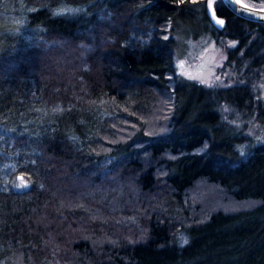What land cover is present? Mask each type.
<instances>
[{
  "label": "trees",
  "instance_id": "trees-1",
  "mask_svg": "<svg viewBox=\"0 0 264 264\" xmlns=\"http://www.w3.org/2000/svg\"><path fill=\"white\" fill-rule=\"evenodd\" d=\"M205 3L0 0V264H264V137L216 102L264 106L175 66L181 25L263 66L264 21Z\"/></svg>",
  "mask_w": 264,
  "mask_h": 264
},
{
  "label": "rangeland",
  "instance_id": "rangeland-1",
  "mask_svg": "<svg viewBox=\"0 0 264 264\" xmlns=\"http://www.w3.org/2000/svg\"><path fill=\"white\" fill-rule=\"evenodd\" d=\"M65 7L66 9H73L69 5L63 8ZM193 32L192 28L185 25H181L177 29L175 35L177 73L213 92L233 83L247 81L251 84L257 102L264 106V71H261L264 65L251 67L240 54L238 60L229 62L227 61V49L234 44V41L223 37L217 44L207 34L192 38ZM181 61L184 62L183 68L180 67ZM186 72H191L194 76L200 74L209 83H201L200 79H190L184 74ZM216 103L223 123L245 133L251 142L264 137V116L259 112L252 109L239 110L234 105L220 99ZM98 107L103 108L102 106ZM21 183L23 180L19 177L18 184Z\"/></svg>",
  "mask_w": 264,
  "mask_h": 264
},
{
  "label": "water",
  "instance_id": "water-1",
  "mask_svg": "<svg viewBox=\"0 0 264 264\" xmlns=\"http://www.w3.org/2000/svg\"><path fill=\"white\" fill-rule=\"evenodd\" d=\"M221 2L231 13L236 14L242 18L256 20V21H264V7H255L246 2H241V4L248 5L249 9H251L252 12L255 13V14H252L251 12H242V11L235 10L232 0H221ZM205 4H206V14L208 18L210 19L211 23L218 28L221 27L220 25L216 23V20L217 19L223 20V17L219 16L216 13L213 3L210 6L207 3Z\"/></svg>",
  "mask_w": 264,
  "mask_h": 264
},
{
  "label": "snow or ice",
  "instance_id": "snow-or-ice-1",
  "mask_svg": "<svg viewBox=\"0 0 264 264\" xmlns=\"http://www.w3.org/2000/svg\"><path fill=\"white\" fill-rule=\"evenodd\" d=\"M181 3L184 2V0H180ZM192 3H196V0H191ZM214 2V0H206V3L210 6L212 3ZM232 3L235 7V10L237 11H242V12H251L252 14H255L254 12H252L251 9H249L248 5L246 4H241V0H232ZM214 15V13H213ZM216 23L220 26H223V24L225 23L223 20L221 19H217L216 20ZM180 67L183 68L184 67V62L181 61L180 63ZM186 76H188L190 79H200V82L201 83H205V84H208L209 81L208 80H205L203 79L200 74H197L196 76H194L191 72H186L184 73ZM218 79V78H217ZM242 151V150H241ZM243 154V153H242ZM18 187H22V186H27L26 184L25 185H17ZM181 243L182 244H187L188 241H187V238H182L181 240Z\"/></svg>",
  "mask_w": 264,
  "mask_h": 264
}]
</instances>
